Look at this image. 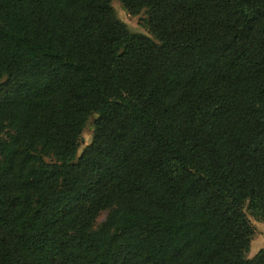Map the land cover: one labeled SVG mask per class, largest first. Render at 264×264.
Segmentation results:
<instances>
[{"label": "trees", "instance_id": "16d2710c", "mask_svg": "<svg viewBox=\"0 0 264 264\" xmlns=\"http://www.w3.org/2000/svg\"><path fill=\"white\" fill-rule=\"evenodd\" d=\"M119 1L0 0V264H264V0Z\"/></svg>", "mask_w": 264, "mask_h": 264}, {"label": "rangeland", "instance_id": "374dc122", "mask_svg": "<svg viewBox=\"0 0 264 264\" xmlns=\"http://www.w3.org/2000/svg\"><path fill=\"white\" fill-rule=\"evenodd\" d=\"M112 6L116 12L117 17L126 23L134 32L145 34L151 38H154L148 27L146 26L145 19L147 18V14L142 12L137 16L130 15L129 12L125 9L123 4L119 0H112ZM94 116L90 119L88 126L83 132L82 136V146L79 150L78 156L81 154L82 150L91 143L93 137V126L92 123L94 121ZM48 162L53 161L52 158H47ZM109 210L101 211L94 223V228H98L103 222L106 221ZM249 218L251 219L252 225L254 227V235L252 237L251 243V252L246 256L248 258H253L261 249H264V223L262 221L256 220L254 217L250 215V212L247 211Z\"/></svg>", "mask_w": 264, "mask_h": 264}]
</instances>
